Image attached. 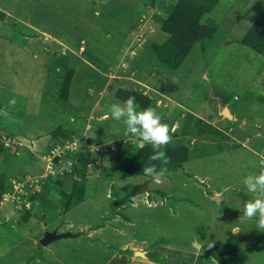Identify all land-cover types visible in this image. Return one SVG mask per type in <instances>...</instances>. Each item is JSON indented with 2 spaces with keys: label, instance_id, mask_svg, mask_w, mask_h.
<instances>
[{
  "label": "rangeland",
  "instance_id": "rangeland-1",
  "mask_svg": "<svg viewBox=\"0 0 264 264\" xmlns=\"http://www.w3.org/2000/svg\"><path fill=\"white\" fill-rule=\"evenodd\" d=\"M0 85V264H264L238 209L264 161V0H0ZM119 89L186 161L137 174L153 149L111 118Z\"/></svg>",
  "mask_w": 264,
  "mask_h": 264
},
{
  "label": "clouds",
  "instance_id": "clouds-1",
  "mask_svg": "<svg viewBox=\"0 0 264 264\" xmlns=\"http://www.w3.org/2000/svg\"><path fill=\"white\" fill-rule=\"evenodd\" d=\"M15 103V99L9 101V104L14 105ZM110 114L114 121L123 123L124 134L131 137L139 148H144L146 145L152 147L153 154L149 158L150 161L160 160L164 164L168 163L165 152L161 149L171 142V129L167 123L161 121L155 108L140 109L135 102V97L130 96L123 104L112 103ZM257 169L256 172L244 176L242 180L246 193L252 194V196L244 201L238 209L244 218L254 220L256 227L264 230V161L258 163ZM164 171L163 168L158 171L156 166L151 163L142 169L143 174L147 177L160 176ZM208 247H212V243Z\"/></svg>",
  "mask_w": 264,
  "mask_h": 264
},
{
  "label": "trees",
  "instance_id": "trees-1",
  "mask_svg": "<svg viewBox=\"0 0 264 264\" xmlns=\"http://www.w3.org/2000/svg\"><path fill=\"white\" fill-rule=\"evenodd\" d=\"M187 19H188L187 17H184V15L181 16L180 14H178V16H176V18H174L175 21H180V20H184L185 21ZM202 29H203L202 32H204V28L203 27H202ZM163 30L166 33L169 34V41L171 43H173V44H174V42L175 43H178V42H180L182 40V38H180L181 36H179L178 32L175 33L176 27L172 25V21L166 22L165 26H163ZM202 32L200 33V35L202 34ZM186 52H187L186 50L183 51V52H181V55L182 56H185L186 55ZM70 75H71V71L68 72V74L65 76V80H64V83H63V86H62V89H61L62 94H65L63 92V90H65L66 86L68 87L69 80L71 79L70 78ZM115 95H116V98L120 99L122 102H124L130 96H133L132 93H130L128 91H125V90L123 91L121 89L117 90V92H116ZM61 97L64 99L65 96H61ZM134 97H135V102H136V98H138V97H136V96H134ZM145 106H146V102L141 103V107L142 108H144ZM52 133H54V132H52ZM165 155H166V157L168 159V163L167 164H164L162 162L161 163V166H158L159 160L150 161L149 159L146 158V156L143 157L142 158V161H141V164H140V166H139V168L137 170V174L143 173L142 172L143 167L147 166L149 163L154 164L156 166V168L158 169V168H161V167H164V166H170V165H175V164L180 163V162H184L187 159L186 149H184V148L167 149L166 152H165ZM128 176H130V174ZM75 180H74V182H75ZM63 195L64 196H70L71 194H69V195L63 194ZM24 219L27 220L26 218H24ZM217 261H218L219 264L221 263V260H218L217 259Z\"/></svg>",
  "mask_w": 264,
  "mask_h": 264
},
{
  "label": "crops",
  "instance_id": "crops-1",
  "mask_svg": "<svg viewBox=\"0 0 264 264\" xmlns=\"http://www.w3.org/2000/svg\"><path fill=\"white\" fill-rule=\"evenodd\" d=\"M16 51L17 50H15L14 51V57L15 58H18L19 59V56L16 54ZM20 51V50H19ZM8 81H6V84H8L9 85V80H10V78H8L7 79ZM17 86H18V84H17ZM5 87V86H4ZM0 88H2L1 87V85H0ZM9 93V94H11V91H8V90H6V88H2V89H0V95L1 94H4V93ZM52 92H51V90L49 89L48 91H47V95H45V96H49V94H51ZM1 97H4L5 98V96H0V100L1 101H5L4 99H2ZM28 100L30 99V107H31V105H33V103H34V105H37V101L35 100V98H36V96H25ZM33 97H35V98H33ZM11 98H15V96H10V99ZM34 100L36 101V102H34ZM36 103V104H35ZM45 109L47 110V108L45 107ZM0 112H2L1 110H0ZM48 113V114H47ZM2 114V113H1ZM4 114H6V113H4ZM46 115H49V112H48V110H47V112H46ZM0 117H3V116H0ZM58 129V128H57ZM54 130H52L51 132H50V134H52V132H53ZM34 133V131H31L30 132V134H33ZM35 134H37V133H35ZM37 135H39V134H37ZM19 137L20 138H24L23 136H21V135H18V134H15V139H19ZM25 139V138H24ZM19 141V140H18ZM25 141H26V139H25ZM37 146V145H36ZM75 180V179H74ZM87 182V181H86ZM86 185V184H85ZM87 186V185H86ZM67 188V189H66ZM68 190H69V186H66L65 185V189H64V193L66 194V195H69V193L70 192H68ZM70 191V190H69ZM132 199H134V202L135 203H137V197H133ZM94 233H97V232H94ZM58 241V240H57ZM55 242V241H54ZM54 242H52V243H54ZM196 246V245H195ZM146 256L148 257L149 256V254L148 253H146ZM140 258H143V257H140ZM146 258V257H145ZM111 259V262L109 263V264H117V258H110ZM142 259H138V258H135V260H131L130 262H125V264H144V262H142L141 261Z\"/></svg>",
  "mask_w": 264,
  "mask_h": 264
},
{
  "label": "water",
  "instance_id": "water-1",
  "mask_svg": "<svg viewBox=\"0 0 264 264\" xmlns=\"http://www.w3.org/2000/svg\"><path fill=\"white\" fill-rule=\"evenodd\" d=\"M227 111L228 110L226 108H224L222 114L225 116ZM63 237H64V235L57 234L55 232H52V233H49V234H45L44 238L42 240H40L39 245L41 247H44V246H47L48 244H50V243H52L54 241H57V240H59V239H61Z\"/></svg>",
  "mask_w": 264,
  "mask_h": 264
},
{
  "label": "bare ground",
  "instance_id": "bare-ground-1",
  "mask_svg": "<svg viewBox=\"0 0 264 264\" xmlns=\"http://www.w3.org/2000/svg\"><path fill=\"white\" fill-rule=\"evenodd\" d=\"M139 254V256H140V253H138Z\"/></svg>",
  "mask_w": 264,
  "mask_h": 264
}]
</instances>
